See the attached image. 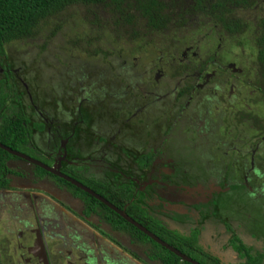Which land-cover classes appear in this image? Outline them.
Returning <instances> with one entry per match:
<instances>
[{
    "label": "flooded vegetation",
    "instance_id": "obj_1",
    "mask_svg": "<svg viewBox=\"0 0 264 264\" xmlns=\"http://www.w3.org/2000/svg\"><path fill=\"white\" fill-rule=\"evenodd\" d=\"M207 33L195 37L182 49V66L176 65L174 58V64L169 60V75L156 71L145 89L131 98L121 85L112 83L104 84L112 91L101 87L100 93L97 88L100 75L94 80L88 73L69 72L52 79L43 72L37 78L29 67L33 54H28L30 59L12 56V45L0 55V83L6 81L2 85L6 93L10 92L8 82L24 91L25 103L39 112L35 119L48 125L46 131H39L44 147L30 148L31 135L25 145L29 153H21L91 189L134 221V215L127 212L130 202L139 204L143 212L137 215L146 221L152 217L168 230H177L188 237L197 231V242L203 250L199 258L205 259L207 264H212L213 259L222 264H238L245 261L241 254L248 251L262 255L264 264V234L252 232L245 224L248 218L256 219L261 227L264 224L261 214H264V190L254 185L264 181V174L258 176V171L264 172L261 166L264 152L258 151L264 135L261 139L250 132L246 137H242L241 132L236 135L242 123L253 124L255 119L262 122L257 115L252 116L251 111L256 110L264 118L255 107V103H264V96L258 90L264 85L258 79L254 55L237 46L240 42L218 39L212 30ZM233 52L243 61L229 59ZM25 69H29L28 72H24ZM22 78L30 83L23 89L20 88ZM11 114L12 109L8 112ZM83 116L91 119L89 125L85 124ZM63 123H72L73 130L63 127ZM83 126L93 135L84 133L85 139L76 140L74 128ZM206 128L213 132L204 135L202 130ZM67 130L70 131L65 135ZM222 130L236 135L235 142L240 140L244 144V139L249 142L247 149L232 144L233 140L225 135L220 136ZM204 139L213 145L229 143L230 160L227 154L222 165L218 163L222 160L218 152L205 155L195 148L194 153L193 145ZM123 146L137 150L138 160L126 157L121 152L124 149H120ZM144 151H154L155 158L148 170H144L146 166L140 157ZM11 156L5 162L7 170L11 171L0 173V185L2 182L7 185L0 187V264H49L52 258L55 264L66 261L68 264H124L128 257L142 258L145 264H161L155 259L152 244L141 242L115 226L120 218L129 223L118 212L61 176ZM214 157H218L215 165ZM220 169L226 170L225 174ZM230 171L234 174L230 175ZM210 176L215 181L211 183L213 188ZM129 185L133 192L124 207L108 199L118 189ZM75 189L98 200L103 208L98 205L96 209L87 210V199ZM246 190L256 198L245 195ZM106 192L108 197L102 194ZM229 197L233 218L225 213L230 206L225 198ZM113 199L120 202L118 196L113 195ZM216 205L218 211L215 213ZM107 209L112 212L110 219ZM165 210L173 213L171 222H175L177 228L164 221L162 212ZM205 216L208 217L204 219ZM13 222L23 228L13 230ZM92 233H96L101 243L94 245L87 240ZM14 235L18 237L16 244H12ZM234 236L248 251L240 252L235 248ZM22 239L26 240L21 243ZM204 239L207 248L202 244ZM249 240L258 242L263 248L252 247ZM115 248H119V252H115ZM112 249L114 251L109 252ZM124 250L130 256L124 255ZM102 254L107 258L101 259ZM180 263L185 261L180 259Z\"/></svg>",
    "mask_w": 264,
    "mask_h": 264
},
{
    "label": "trees",
    "instance_id": "obj_2",
    "mask_svg": "<svg viewBox=\"0 0 264 264\" xmlns=\"http://www.w3.org/2000/svg\"><path fill=\"white\" fill-rule=\"evenodd\" d=\"M80 5H82L81 9L87 11L88 16L90 11L95 9V17L106 23L102 28L106 30V35H112L117 40L124 39L126 43L132 44L130 45L132 47L131 51L141 52L142 48H158V44L164 43L167 45V49L162 52L163 57L165 59L169 57L168 60L171 61L174 58L178 66H182L183 63L180 61L183 57L181 54L182 49L189 46L195 37L206 34L207 31L212 30L218 39L227 42L230 40L240 42L237 46L244 47L248 53L254 55V60L257 61L258 65L257 71L260 75L258 79H261V84L264 85V0H0V55H4L9 45L27 42L36 38L37 32L48 26L52 20L55 22V30L52 35H55L62 27V24H58L60 19L57 18L63 16L66 11L68 12L69 8H77ZM70 43L79 45V42L75 39L70 40ZM123 63L125 66L131 65L127 61ZM158 76L160 78V74ZM5 83L6 81L0 83V142L13 150L28 154L29 151L25 145L31 139L33 132L40 131L42 133V131H46L48 125L34 119L33 108L24 101V91L19 89L18 86L12 87L8 82L7 89L10 92L6 93L2 88ZM14 85L16 84L14 83ZM258 90L264 96V87H259ZM8 100H11V102ZM262 108H264V103L259 107V110L261 111ZM11 109L12 114L8 115ZM27 110L31 112H27ZM251 112L252 116L257 115L262 119V122L258 123L256 119L253 124H249V121L244 122L245 126L242 123V128L238 127L236 135L241 132L242 137H246L247 133H251L250 135H258L261 139L263 137L261 135H264V118L258 115L256 110ZM82 118L86 119L84 120L85 124H90L91 119L88 116ZM61 125L73 130L72 123ZM70 130H67L65 135H68ZM74 131L77 136L76 140L85 139L83 137L84 133L90 136L93 135L91 130L88 127L85 128V126L74 128ZM222 135L231 138L233 140L232 144L236 143L241 149H247L246 146L249 142L245 139L244 144L240 140L235 142L237 140L235 139L236 135L227 134L226 130L220 134V136ZM120 149H124L121 152L126 157H132L134 161L138 160L137 150L125 146ZM258 151L259 153L264 152V140L259 145ZM142 155L140 156L142 162H144L142 164L144 167L146 166L144 170H148V165L155 158L154 151L151 153L144 151ZM232 155L234 154L232 153ZM11 157L8 152L0 150L1 174L11 171L10 169L7 170L5 165L7 159ZM0 187H7V185L2 182ZM75 190L87 199V210L96 209L98 205L103 208V205L92 196H88L78 189ZM132 192L131 185H129L126 188L118 189L111 197H108V192L102 194L122 208L127 204ZM113 195L118 196L120 202L113 199ZM107 210L110 219L112 212L109 209ZM140 211L139 204L130 202L127 212L132 216L134 215L133 218L137 222L180 252L200 261L202 264H207L205 259L203 261L199 258V254H202L203 250L197 242V231L190 237H184L181 234L184 240L180 241V239H177V237L180 238L179 234L168 230L161 222L152 217L148 221L144 220L140 217V214L137 215ZM217 211L218 206L216 205L215 213ZM207 217L205 216L204 219ZM119 220H121L120 223L115 224L118 229L130 233L141 242L150 243L154 246L153 254L155 259L161 261V264H189L187 262L180 263L177 256L155 243L123 219L120 218ZM233 240L239 245L236 246L233 242L238 251H248L237 236H234ZM241 257L245 258V261L238 264H262L263 261L262 255H253L249 251L241 254ZM212 264L222 263L217 259H213Z\"/></svg>",
    "mask_w": 264,
    "mask_h": 264
},
{
    "label": "rangeland",
    "instance_id": "obj_3",
    "mask_svg": "<svg viewBox=\"0 0 264 264\" xmlns=\"http://www.w3.org/2000/svg\"><path fill=\"white\" fill-rule=\"evenodd\" d=\"M81 7L82 5L77 6L78 9L76 7L69 8L70 10L68 9V12H64L65 14H62L63 16L57 18L60 19L58 20V24H62V27L56 32L55 35H52L55 30V22L52 20V22L50 21L51 23L49 22L48 26L41 28L37 32L38 34L36 38L30 39L27 42L14 43L12 45V56H23L27 59H30V55L28 54H33L34 59L31 60V63H29V67H31L30 69H32L36 73L37 78L39 77V73L43 72L48 73L52 79L53 76L61 77L63 73L65 74L69 72H75L79 75H81L82 73L83 75L84 73H88L94 80L97 79L98 75H100L99 78L101 82L97 84V88L98 90H100V93H102V90L100 89L101 87L105 91H112V88L110 89L109 86H106L112 83L116 86L121 85L123 89H125V91L128 93V97L130 98L134 95L138 96V94L141 93L140 90L145 89V86L149 84L148 81L152 80V76L155 77L156 71H160L167 76L169 75L171 68V66H168V64L170 63V61L168 60L169 57L165 59L162 54V52L167 49V45L161 42L160 44H158V48L148 47L147 49L142 48L141 52L131 51L132 47H130V45L132 44L126 43L124 39L117 40L114 39L112 35H106V30L102 29L103 25H106V23L105 21L98 20L95 17V9H92L88 16L87 11H85V9H81ZM72 39L77 40L80 46L78 44H71L70 40ZM88 39L90 40L89 42L87 41ZM202 52L205 51L202 50ZM184 53L185 52H183V54ZM228 58L232 61H243L241 56L235 52L230 54ZM123 61L129 62L131 65L125 66L123 65ZM28 70L29 69H25L24 72H28ZM21 80L22 82L20 83L21 85L23 84V87L20 85V88L23 89L25 85L29 86V80L26 81L24 78H22ZM255 107H261V102L255 103ZM261 113L264 114V108L261 109ZM221 124L226 130L229 129L224 125V123ZM224 131L225 130H222V132ZM202 132H205L204 135H207L208 133L213 132V130H211L210 128H206V131L202 130ZM222 142L224 143L225 141ZM213 144V142L207 139H204L201 142L198 141L197 144L193 145V152L195 153V148H198L202 150V152H205V155L210 154L211 152H218L220 158L222 159L220 161L221 163L218 162V157H214L215 162H213V165H215L216 162L223 165L224 159L227 157V154V160L229 161V143H226V145L225 143L224 145ZM230 163L233 162L230 161ZM261 166L264 170V164H261ZM220 171H222L223 174H225L226 172V170L224 169H220ZM260 172L258 171L259 177L263 176L264 174V172ZM232 173L233 171L229 172L230 175ZM235 176L236 174L231 177L233 178ZM212 178L213 177H211V179ZM213 179L210 181L211 188L214 187L211 184L212 182H215ZM254 185L259 186L262 190H264V188L262 187V185H264V181L256 182V184ZM210 190L211 192H213V190L215 191V189ZM224 193H227V191H225ZM244 193L251 198H256V196H253L254 194L251 191L246 190L244 191ZM179 198H182V196H179ZM225 199L228 201L227 205L232 206L226 207L225 213L228 214L229 217L233 218L234 209L231 198L229 197ZM162 213L165 216L164 221L168 222L169 225L171 223L173 227L177 228L176 223L171 222V217L174 216L173 213L169 210H165V213ZM261 214L264 216L263 212ZM10 224L12 223H8V225ZM245 224L246 227L250 228L252 232L259 235L264 234V224L261 227L256 219L248 218ZM11 228L18 231L19 229L21 230L23 226L13 222ZM174 231L180 235V238L176 236L177 239H180V241L184 240L182 236L186 237V235L181 236V232L177 230ZM17 239L18 237L14 235L12 244H16V242H18ZM25 240L26 239H22L21 243ZM202 244L204 246L206 245L205 239L202 240ZM248 244L259 249L263 248L258 242L252 240H249ZM55 250L58 251L60 249L55 248ZM213 250L215 251L216 249L213 248ZM23 252L24 251H22V253ZM62 254L65 253L62 252ZM24 262H26L25 259ZM37 264L40 263L37 262ZM49 264H55L53 258L50 259ZM64 264H68V262L66 261L64 262Z\"/></svg>",
    "mask_w": 264,
    "mask_h": 264
},
{
    "label": "water",
    "instance_id": "obj_4",
    "mask_svg": "<svg viewBox=\"0 0 264 264\" xmlns=\"http://www.w3.org/2000/svg\"><path fill=\"white\" fill-rule=\"evenodd\" d=\"M0 149L8 152L11 155H14L18 158H21L23 160H27L30 163L36 164L42 168H44L45 170H47L50 173L56 174L58 176H61L63 179H65L66 181L70 182L71 184H73L74 186L80 188L81 190L91 194L92 196H94L95 198H97L99 201H101L102 203H104L106 206H108L109 208L115 210L116 212H118L124 219H126L132 226H134L135 228H137L139 231H141L142 233H144L146 236H148L151 240H153L155 243H157L158 245H160L161 247L167 249L168 251L172 252L173 254H175L177 257H179L182 261L188 262L190 264H201L193 259H191L190 257H188L185 254H182L179 250H177L176 248H174L173 246L169 245L168 243L164 242L163 240H161L157 235L151 233L150 231H148L145 227H143L141 224H139L138 222L134 221L131 217H129L124 211L118 210L117 208H115L110 202H108L106 199H104L103 197H101L100 195L96 194L94 191H92L91 189L87 188L86 186L82 185L81 183L75 181L72 178H69L65 175H62L60 172H58L57 170L53 169V168H48L47 166H45L43 163H41L40 161H37L35 159H32L31 157H29L26 154H23L21 152H17L12 150L11 148L3 145L0 143Z\"/></svg>",
    "mask_w": 264,
    "mask_h": 264
},
{
    "label": "crops",
    "instance_id": "obj_5",
    "mask_svg": "<svg viewBox=\"0 0 264 264\" xmlns=\"http://www.w3.org/2000/svg\"><path fill=\"white\" fill-rule=\"evenodd\" d=\"M33 112H34V116L36 115V114H38L39 112L37 111H34L33 110ZM34 119H35V117H34ZM36 120V119H35ZM35 132V131H34ZM31 141H32V147H30V148H32V149H34V148H37V149H42L43 147H42V145H43V141H42V137H41V133H39V131H38V133H34V134H32V139H31ZM30 146V145H29ZM36 150V149H35ZM167 194V197H169V195H170V192L168 191V193H166ZM33 225H35L34 223H32ZM87 240L88 241H90V243H93L94 245H96L95 243L96 242H98V243H101L100 241H98L97 240V235H96V233H92V236L91 237H87ZM116 250H115V252L116 251H118L119 252V248H115ZM93 250H94V253L97 251L96 250V246H94L93 247ZM114 250L112 249L111 251H109V252H113ZM125 251V250H124ZM125 253L126 254H124V255H126V256H130L129 254V252H127V251H125ZM104 257H106L107 258V256H106V254H102L101 255V259L103 258L104 259ZM130 257H128V260H126V261H124V264H145V262H144V260L142 259V258H139V257H135L134 259L132 258V259H129ZM142 259V260H141ZM108 260V259H107ZM102 261V260H101Z\"/></svg>",
    "mask_w": 264,
    "mask_h": 264
},
{
    "label": "bare ground",
    "instance_id": "obj_6",
    "mask_svg": "<svg viewBox=\"0 0 264 264\" xmlns=\"http://www.w3.org/2000/svg\"><path fill=\"white\" fill-rule=\"evenodd\" d=\"M91 187V186H90Z\"/></svg>",
    "mask_w": 264,
    "mask_h": 264
}]
</instances>
